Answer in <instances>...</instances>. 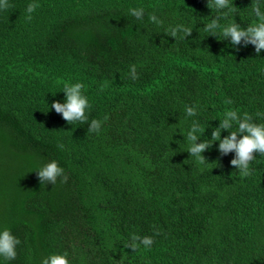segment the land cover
Wrapping results in <instances>:
<instances>
[{"label":"trees","instance_id":"16d2710c","mask_svg":"<svg viewBox=\"0 0 264 264\" xmlns=\"http://www.w3.org/2000/svg\"><path fill=\"white\" fill-rule=\"evenodd\" d=\"M251 2L233 0L239 11L212 36L204 27L221 16L212 0H9L0 10V231L20 244L0 264L64 251L71 264H264V155L244 177L218 141L201 153L209 164L187 152L192 121L202 140L229 110L264 123V50L222 35L233 20L257 22ZM140 7L138 20L130 9ZM177 24L191 35L169 37ZM65 83L84 85L86 123L51 109ZM93 119L99 132L88 131ZM51 160L67 182L40 184L36 171ZM133 234L154 243L133 252Z\"/></svg>","mask_w":264,"mask_h":264},{"label":"clouds","instance_id":"9594fccd","mask_svg":"<svg viewBox=\"0 0 264 264\" xmlns=\"http://www.w3.org/2000/svg\"><path fill=\"white\" fill-rule=\"evenodd\" d=\"M213 6L218 12H221V16H217L211 20L204 27V31L215 36L216 30L221 28L219 23L221 17H226L229 13L236 14L239 9L234 6L233 0H212ZM12 7L9 0H0V10H7ZM39 7L36 2L29 3L26 7V20L31 21L32 13ZM227 9V11H223ZM251 11L256 17L257 22L246 27H242L234 20L232 23L223 26L222 35L225 39L230 40V44L235 46L241 43L245 45L252 44L255 46V53L258 56L261 50H264V0H252ZM130 13L136 19H143L144 9L132 8ZM149 19L156 23L162 24L163 21L158 19L155 14L149 16ZM182 33L181 39H185L190 36L192 29L186 27L183 24H177L175 26H169L167 35L172 38H176L178 34ZM238 50V49H237ZM130 74L133 80L138 78L136 66H130ZM84 85L82 83H65L63 85L64 102L53 101L50 105L51 109L55 112L62 114L63 119L68 123L74 122L86 123L88 121V115L86 110L90 107L87 96L83 93ZM226 103L231 104V100H226ZM186 114L188 117L195 116L197 110L194 106H186ZM107 116L104 117L106 121ZM102 122L96 119L91 120L88 127L89 132H99ZM227 130L228 135L221 138V131ZM205 129H202L197 121H192L190 129L187 133V140L189 141V147L187 152L189 156L195 158L196 162L200 165L209 164L206 157L201 153L207 149H210L213 142H219V152L227 154L229 152L235 153L230 163L239 170L240 175L247 177L251 175L250 163L255 159V154L259 153L264 155V123L254 122L252 116L244 113L240 116L237 111L229 110L224 113V117L219 121L218 127L211 129V137L209 140H202ZM200 140L201 142L197 143ZM60 148L64 146L59 145ZM37 172L40 184H55L58 177H62V182H67V176L64 174V169L59 166L56 160H51L44 164ZM159 235L157 231L155 233ZM154 243L151 236H138L136 234L131 235L130 242L125 246L131 248L135 252L141 245L145 248H150ZM20 244V240L15 237L11 231L5 228L0 231V256H3L7 260H14L16 258V246ZM68 252L51 254L45 257L41 264H71L68 259Z\"/></svg>","mask_w":264,"mask_h":264}]
</instances>
